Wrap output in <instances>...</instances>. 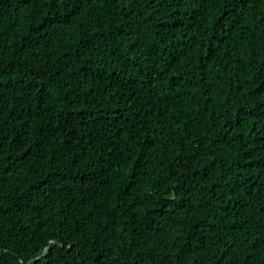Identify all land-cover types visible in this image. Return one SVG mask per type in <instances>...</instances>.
<instances>
[{
	"label": "trees",
	"instance_id": "trees-1",
	"mask_svg": "<svg viewBox=\"0 0 264 264\" xmlns=\"http://www.w3.org/2000/svg\"><path fill=\"white\" fill-rule=\"evenodd\" d=\"M179 263L264 264V0H0V264Z\"/></svg>",
	"mask_w": 264,
	"mask_h": 264
},
{
	"label": "bare ground",
	"instance_id": "bare-ground-1",
	"mask_svg": "<svg viewBox=\"0 0 264 264\" xmlns=\"http://www.w3.org/2000/svg\"><path fill=\"white\" fill-rule=\"evenodd\" d=\"M143 148V147H142ZM141 151V150H140ZM198 152V151H197ZM142 155V154H141ZM146 155V154H145ZM147 156V155H146ZM143 157V156H142ZM144 159V158H143ZM146 161H147V159H146ZM147 163V162H146ZM116 170V169H115ZM83 174H84V172H83ZM120 178V177H119ZM118 180V179H117ZM115 186V185H114ZM76 190V189H75ZM122 190V189H121ZM96 191V190H95ZM104 196V195H103ZM104 198V197H103ZM111 202H112V200H111ZM107 203H109V201L107 202ZM110 204V203H109ZM103 205V204H102ZM113 205V204H112ZM111 206V205H110ZM84 207V206H83ZM90 207V206H89ZM122 208V207H121ZM120 208V209H121ZM115 209V208H114ZM74 211V210H73ZM75 214V213H74ZM104 214V213H103ZM109 215V214H108ZM114 215V214H113ZM122 215V214H121ZM115 216V215H114ZM127 216V215H126ZM120 218V217H119ZM128 218V217H127ZM121 219V218H120ZM122 221V220H121ZM125 221V220H124ZM132 223V222H131ZM115 224V223H114ZM110 225V224H109ZM132 226V225H131ZM108 230V229H107ZM108 234V233H107ZM119 234V233H118ZM170 234V233H169ZM172 234V233H171ZM177 233H175V235H176ZM113 235V234H112ZM125 235V234H124ZM104 236V235H103ZM184 236V235H183ZM105 237V236H104ZM111 239V238H110ZM171 239V238H170ZM125 240V239H124ZM181 240V239H180ZM118 241V240H117ZM124 242V241H123ZM117 244H118V242H117ZM116 244V245H117ZM105 247V246H104ZM118 247H119V244H118ZM216 247V246H215ZM125 248V247H124ZM119 249V248H118ZM122 249V248H121ZM107 250V249H106ZM134 251V250H133ZM167 251V250H166ZM113 252V251H112ZM111 252V253H112ZM127 252V251H126ZM183 252V251H182ZM193 252V251H192ZM110 253V252H109ZM119 253V252H118ZM124 253V252H123ZM180 253V252H179ZM190 253V252H189ZM188 253V254H189ZM114 254V253H113ZM164 254V253H163ZM192 254V253H191ZM112 255V254H111ZM119 255V254H118ZM135 255V254H134ZM173 255V254H172ZM164 256V255H163ZM174 257V256H173ZM185 257H186V255H185ZM187 257H190V256H187ZM175 259V258H174ZM192 259V258H191ZM170 260V259H169ZM173 260V259H172ZM171 260V261H172ZM190 261V260H189ZM180 262V261H179ZM174 263H176L175 261H174ZM187 263H189V262H187ZM191 263V262H190ZM180 264V263H179ZM184 264V263H183Z\"/></svg>",
	"mask_w": 264,
	"mask_h": 264
}]
</instances>
